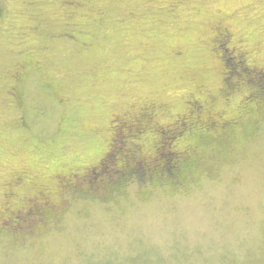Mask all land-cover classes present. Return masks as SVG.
Segmentation results:
<instances>
[{"label":"rangeland","instance_id":"1","mask_svg":"<svg viewBox=\"0 0 264 264\" xmlns=\"http://www.w3.org/2000/svg\"><path fill=\"white\" fill-rule=\"evenodd\" d=\"M248 68L264 83V0H0V212L67 205L0 233V264H264V110ZM230 71L242 88L227 93ZM195 98L203 117L240 125L169 138L197 157L182 186L144 174L112 199L87 196L122 158L152 152L149 131L116 136V121L150 108L172 123ZM107 153L89 187L74 181Z\"/></svg>","mask_w":264,"mask_h":264},{"label":"flooded vegetation","instance_id":"2","mask_svg":"<svg viewBox=\"0 0 264 264\" xmlns=\"http://www.w3.org/2000/svg\"><path fill=\"white\" fill-rule=\"evenodd\" d=\"M224 33L226 37L229 35L227 31ZM223 34V35H224ZM228 34V35H227ZM225 53H227V48L224 49ZM243 56V54H239ZM224 63L229 65V59L226 58L224 59ZM237 66L239 64H236ZM240 63V67H241ZM227 69V68H226ZM244 69L246 70V67L243 66V71ZM229 70V66L228 69ZM242 72V71H241ZM228 75L224 77L225 79V88H227V93H230L232 91L241 89L242 86L240 85V79H231L230 74L231 71L227 73ZM244 74L248 76V80L245 79L244 86H251L250 83H258L263 86V80L262 76L259 71L254 70L253 68H248L247 72ZM239 75V74H238ZM237 75V76H238ZM256 88V87H255ZM248 94H255V89L254 87L252 89L248 90ZM228 95V94H227ZM258 98V97H257ZM260 98V97H259ZM204 105L199 99H192V101L189 102V107L188 110H186L185 114H178L175 122L172 123H166L164 125L160 124L156 120V112H154L153 109L150 108H145L143 109L137 117L133 118H127L126 117L122 120L123 122H117L115 125H113V133L114 135L118 136L117 131H124L123 133H126V136H131V138L139 139L140 137L138 136V133H140V130L144 128L147 131H149V140H150V145L152 147V152H149L148 154L142 155L141 157H137L136 154H133L129 156V158L124 157L120 160L119 164L117 165V169L115 170V174L118 175L121 170L124 171L122 175H126L121 178V174L118 175L117 177L119 178L118 180H110V177H107L106 180L103 181L100 185H98L99 191H101L102 195L101 196H94L91 195L92 192L88 191L87 196L89 198H99L101 200L104 199H112L113 198V193L117 191H123L126 187V185L130 182V177L135 176L132 174L131 171H133V164L137 161H143V162H150L153 164L154 162H164V154L163 150H168L171 152V154L174 155L175 158H178L180 161L185 156H191L194 155V149L192 147H186L184 145L183 148L180 147H175L179 148V150L171 148L169 146V138H171L173 135L176 133H180L183 131V128L189 127V128H199V129H204V130H212L215 132H223L225 134L226 132H230L232 130H236V128L240 125V121L238 120H225L222 116L220 117H213V115H208L206 118L202 116V110H203ZM254 108L256 110H264V97H261L258 101L254 102ZM150 110V111H149ZM187 125V126H186ZM193 128V129H194ZM135 132V133H132ZM114 140V139H113ZM138 145V144H137ZM173 152V153H172ZM172 155V156H173ZM108 156V153L99 161L98 165L88 167L83 173H81L80 177H77L76 174H72L74 177V181L79 180L82 183H86L88 187L90 186V178L94 174L97 173L98 171H101L104 168V161L106 160V157ZM126 173V174H125ZM179 174V172H178ZM115 176V175H114ZM177 178V177H176ZM172 179V180H150L147 182L156 184V185H161V184H169L172 187L174 186H182L183 181H180L179 177L177 179ZM66 184V183H65ZM71 185V184H67ZM59 186V184H57ZM71 191L72 193L76 192V184L73 183L71 185ZM122 189V190H121ZM84 198V197H83ZM41 200H30V203L26 206V209H17V210H11L9 209L7 212L3 211L0 212V233L4 232L8 226H11L9 228L10 230H7L8 232L11 233V229L13 227H19L22 228L23 225H27L29 228L33 227V225L37 224L39 222L40 224H46L48 222H56L61 219L62 217V212L67 210V205L65 204L64 201L60 203H52L50 200L41 197ZM34 214V215H33ZM42 215V217L40 216ZM8 222V223H7ZM18 225V226H17ZM26 229L25 228V233H27V237H40V235L47 233V228H39L34 231V229ZM23 229V228H22ZM45 229V230H44ZM13 233V231H12ZM24 235V234H23Z\"/></svg>","mask_w":264,"mask_h":264},{"label":"trees","instance_id":"3","mask_svg":"<svg viewBox=\"0 0 264 264\" xmlns=\"http://www.w3.org/2000/svg\"><path fill=\"white\" fill-rule=\"evenodd\" d=\"M225 66L228 69V65L226 63H225ZM229 69H232V67H230ZM254 85H259L256 88L254 87V89H255L254 95L258 98L264 97V85L262 86L260 84V82H258V83L255 82ZM173 157H174V155H173ZM196 161H197V157H195V155L185 156L182 159V161H180L178 158L174 157V159L171 162H169L168 164L165 162H162V161L154 162L153 164H151L150 162H143L142 161V163L138 164L137 166L134 163L133 164V171H131V172L135 176H141V177H143L145 175L153 176V179H155V180L163 179L165 176L166 181L175 179L176 177L177 178L179 177L180 181H184L185 176H187L185 174L186 167L191 166L193 163H196ZM109 166H111V164ZM111 169L113 170V173H112L113 176H112V174H111V176H109V175L107 176V177H110V180H113V181L118 180L119 178L117 176L120 174H121V176H120L121 178L123 176H124V178L126 177V175H122L124 173L123 170H121L118 175L115 174V170L117 169V165L114 167H111ZM178 172H179V174H178Z\"/></svg>","mask_w":264,"mask_h":264}]
</instances>
